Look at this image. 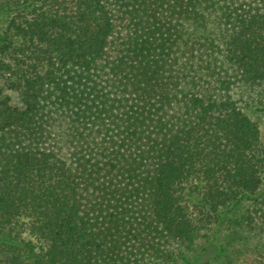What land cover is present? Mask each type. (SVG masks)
<instances>
[{"label":"trees","instance_id":"16d2710c","mask_svg":"<svg viewBox=\"0 0 264 264\" xmlns=\"http://www.w3.org/2000/svg\"><path fill=\"white\" fill-rule=\"evenodd\" d=\"M263 89L264 0H0V264L264 260Z\"/></svg>","mask_w":264,"mask_h":264},{"label":"rangeland","instance_id":"374dc122","mask_svg":"<svg viewBox=\"0 0 264 264\" xmlns=\"http://www.w3.org/2000/svg\"><path fill=\"white\" fill-rule=\"evenodd\" d=\"M262 96H264V89L262 91ZM255 93H253L252 98L255 97ZM255 102V101H254ZM251 102L249 108L247 109V113L251 116L253 120H255L260 128L261 132V138L262 142L264 144V97L262 102L263 103H254ZM258 108H262L259 110ZM214 231H217V235H213L212 231L208 230L207 235L205 238H203L200 242V246L204 244H208L210 242H215L216 237L220 238L223 243H225L228 240V246H227V254L230 255V260L232 264H264V260L258 261L257 263L254 261L255 253H253V249L249 244H244L243 248L240 247L242 244V241H239L237 237L234 235H231L233 232V228L228 226L227 224L221 225L218 229L214 227ZM231 235V236H230ZM230 237V238H229ZM235 239V242L232 241ZM214 244V243H213ZM200 246L198 247V250H200ZM224 264L223 258L220 257V252L215 249V247L209 246V248L203 252L202 259L198 264Z\"/></svg>","mask_w":264,"mask_h":264}]
</instances>
